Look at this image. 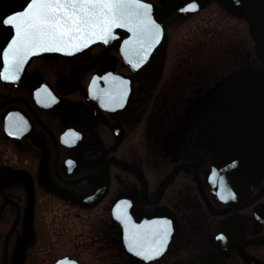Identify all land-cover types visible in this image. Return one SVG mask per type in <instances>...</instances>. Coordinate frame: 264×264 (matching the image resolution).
Returning <instances> with one entry per match:
<instances>
[{
  "label": "flooded vegetation",
  "instance_id": "1",
  "mask_svg": "<svg viewBox=\"0 0 264 264\" xmlns=\"http://www.w3.org/2000/svg\"><path fill=\"white\" fill-rule=\"evenodd\" d=\"M17 1L0 3V21L29 0ZM212 1L192 13L171 1L159 52L169 17ZM220 1L247 22L250 49L237 34L136 70L119 41L0 77V264H200L211 251L264 264V12ZM11 33L0 23V55ZM124 222L144 233V257Z\"/></svg>",
  "mask_w": 264,
  "mask_h": 264
},
{
  "label": "water",
  "instance_id": "2",
  "mask_svg": "<svg viewBox=\"0 0 264 264\" xmlns=\"http://www.w3.org/2000/svg\"><path fill=\"white\" fill-rule=\"evenodd\" d=\"M210 0H183V9L185 13H192L205 7ZM36 3H61V4H131L132 7H113L111 9H87L94 13L89 25H82L79 31L69 29L66 34L59 32L49 34L47 29L39 32L35 24L34 15L25 16L32 7L30 1L25 7L9 12L5 18L13 16L19 17L16 25L12 27V33L3 45L0 55V77L3 80L16 81L26 69L30 60L44 53H59L73 55L97 44H106L110 46L121 41L120 52L124 59L136 70L148 65L165 43L168 30L161 21V13H169L174 7L168 4L161 9L160 6L150 0H35ZM140 3L142 7H135ZM249 5L256 11L264 12V0H250ZM254 8H252L254 10ZM249 9V10H250ZM47 11V10H45ZM256 11H253L256 13ZM75 13L82 16L84 10L63 9L61 15ZM257 50L264 58V19L258 28ZM141 55V56H140ZM143 56V57H142ZM124 243L139 256H145L144 233H132L135 229H130L124 222ZM134 244H132V243ZM219 251H211L201 261L200 264H216ZM75 264L64 258L56 264Z\"/></svg>",
  "mask_w": 264,
  "mask_h": 264
},
{
  "label": "rangeland",
  "instance_id": "3",
  "mask_svg": "<svg viewBox=\"0 0 264 264\" xmlns=\"http://www.w3.org/2000/svg\"><path fill=\"white\" fill-rule=\"evenodd\" d=\"M19 1V0H18ZM17 1V2H18ZM158 3L160 6H166L173 0H152ZM218 2L220 4H218ZM1 4L15 3V0H0ZM223 2L220 0H213L210 5L201 11L198 15L189 17H182L178 23L172 20L174 16L169 17L168 25L170 28V37L163 50L157 55H169L167 65L170 66L172 61L170 59L174 55H188L196 48V45L200 47L199 51L203 52H220L223 51L221 42L232 43L236 35L239 34L241 43L246 46L247 50L250 49L252 43L250 33L247 30L248 24L239 18L237 13L232 12L228 7L223 6ZM251 6L248 4V8ZM253 8V7H252ZM258 9V8H257ZM204 33L206 35H204ZM210 37V43L206 37ZM224 38V39H223ZM205 41H207L205 43ZM233 47V45H230ZM185 53V54H184ZM173 60V59H172ZM159 58L156 60L154 67L158 65ZM172 67V66H170ZM171 75L167 73V79L170 80ZM153 84V83H152Z\"/></svg>",
  "mask_w": 264,
  "mask_h": 264
},
{
  "label": "snow or ice",
  "instance_id": "4",
  "mask_svg": "<svg viewBox=\"0 0 264 264\" xmlns=\"http://www.w3.org/2000/svg\"><path fill=\"white\" fill-rule=\"evenodd\" d=\"M32 7L28 12L24 13L25 16L34 15L35 24L34 27L37 28L39 32H43L44 29H47L49 34H55L59 32L61 35L66 34V32L71 29L75 31H79L82 25L86 26L91 23V19L94 18L95 14L90 13L87 9H111L113 7H132L133 5L128 4H96V3H87V4H61V3H36L35 0H30ZM135 7H142L140 3H136ZM81 9L84 10V14L82 16H77L75 13L68 14L65 12L61 15V10L63 9ZM47 10V11H45ZM19 17L13 16L11 18H5L0 21V23H5L8 25H16V21ZM67 264V262H64Z\"/></svg>",
  "mask_w": 264,
  "mask_h": 264
}]
</instances>
